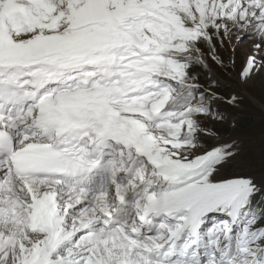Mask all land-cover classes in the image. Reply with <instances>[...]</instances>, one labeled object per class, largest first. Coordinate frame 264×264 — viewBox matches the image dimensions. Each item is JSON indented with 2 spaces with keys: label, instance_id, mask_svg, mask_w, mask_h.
Here are the masks:
<instances>
[{
  "label": "snow or ice",
  "instance_id": "6c2138e0",
  "mask_svg": "<svg viewBox=\"0 0 264 264\" xmlns=\"http://www.w3.org/2000/svg\"><path fill=\"white\" fill-rule=\"evenodd\" d=\"M245 99L264 0H0V264H264Z\"/></svg>",
  "mask_w": 264,
  "mask_h": 264
},
{
  "label": "rangeland",
  "instance_id": "374dc122",
  "mask_svg": "<svg viewBox=\"0 0 264 264\" xmlns=\"http://www.w3.org/2000/svg\"><path fill=\"white\" fill-rule=\"evenodd\" d=\"M254 95H256L258 101L261 99L259 87L254 90ZM239 116L256 117L260 122L257 127L250 129L249 131L239 133L242 138H246L249 141L246 146L247 155L244 158L245 162H247V160L251 158L252 152L264 142V111L261 110L258 103L253 104L245 99L244 107L240 110ZM257 175L258 179L264 180V176H261L259 169H257Z\"/></svg>",
  "mask_w": 264,
  "mask_h": 264
},
{
  "label": "trees",
  "instance_id": "16d2710c",
  "mask_svg": "<svg viewBox=\"0 0 264 264\" xmlns=\"http://www.w3.org/2000/svg\"><path fill=\"white\" fill-rule=\"evenodd\" d=\"M241 122H242V127L244 129L241 132L249 131L250 129H253V128L257 127L260 124L259 120L256 117H251V116H242L241 117ZM262 152H264V142L260 146H258L255 149V151L252 152L251 155L252 156L254 155L255 158L257 160H259L260 159V154Z\"/></svg>",
  "mask_w": 264,
  "mask_h": 264
}]
</instances>
